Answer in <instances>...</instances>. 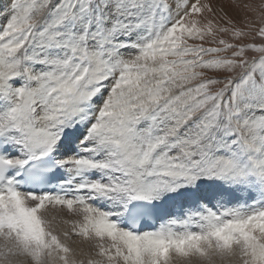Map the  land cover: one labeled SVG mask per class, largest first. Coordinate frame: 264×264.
<instances>
[{
    "label": "snow or ice",
    "instance_id": "snow-or-ice-1",
    "mask_svg": "<svg viewBox=\"0 0 264 264\" xmlns=\"http://www.w3.org/2000/svg\"><path fill=\"white\" fill-rule=\"evenodd\" d=\"M235 7L0 6V264H264V0Z\"/></svg>",
    "mask_w": 264,
    "mask_h": 264
},
{
    "label": "bare ground",
    "instance_id": "bare-ground-1",
    "mask_svg": "<svg viewBox=\"0 0 264 264\" xmlns=\"http://www.w3.org/2000/svg\"><path fill=\"white\" fill-rule=\"evenodd\" d=\"M7 3V0H0V6ZM4 20L0 18V24H3ZM51 214L56 216L58 220L60 219H67V220H74L78 219V217H74L68 214L67 210H51ZM70 225L58 224V228L63 230L65 228H70ZM71 246L76 250L77 258L87 259L89 255L92 254V250L89 248L88 244L82 242L79 237L73 236L71 239Z\"/></svg>",
    "mask_w": 264,
    "mask_h": 264
},
{
    "label": "rangeland",
    "instance_id": "rangeland-1",
    "mask_svg": "<svg viewBox=\"0 0 264 264\" xmlns=\"http://www.w3.org/2000/svg\"><path fill=\"white\" fill-rule=\"evenodd\" d=\"M239 2H241V0H201V3L212 4L218 13L220 12V9H223L224 12H227L230 16H234L237 19L243 15V13L235 7ZM242 2L260 3L261 0H242Z\"/></svg>",
    "mask_w": 264,
    "mask_h": 264
},
{
    "label": "trees",
    "instance_id": "trees-1",
    "mask_svg": "<svg viewBox=\"0 0 264 264\" xmlns=\"http://www.w3.org/2000/svg\"><path fill=\"white\" fill-rule=\"evenodd\" d=\"M207 45V44H206Z\"/></svg>",
    "mask_w": 264,
    "mask_h": 264
}]
</instances>
